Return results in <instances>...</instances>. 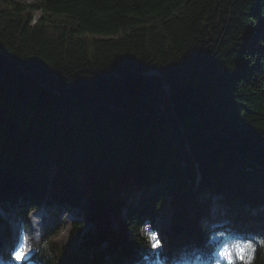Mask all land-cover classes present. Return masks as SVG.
Listing matches in <instances>:
<instances>
[{
	"label": "trees",
	"instance_id": "obj_1",
	"mask_svg": "<svg viewBox=\"0 0 264 264\" xmlns=\"http://www.w3.org/2000/svg\"><path fill=\"white\" fill-rule=\"evenodd\" d=\"M45 201L84 239L46 264L156 259L171 211L169 264L264 234V0H0V205Z\"/></svg>",
	"mask_w": 264,
	"mask_h": 264
},
{
	"label": "rangeland",
	"instance_id": "obj_2",
	"mask_svg": "<svg viewBox=\"0 0 264 264\" xmlns=\"http://www.w3.org/2000/svg\"><path fill=\"white\" fill-rule=\"evenodd\" d=\"M25 2H35L36 0H22ZM2 5H5L4 3H2ZM42 11L41 10H37L36 11V17L38 18L41 15ZM214 205H213V212L215 214H217L219 211H223V208L226 207V203L223 202V204H219L218 202V196L215 195L214 196ZM53 201H51V203L47 204V202H45L42 207L39 209V211H37L36 213H39L38 217H42V218H46V220H48V225L46 227L43 228V230H41V233L43 234L42 238L39 240H37V238L34 240V245H32L31 248V253H30V257L31 255H33L35 252L38 251V249L41 247L42 241L44 240V238L46 239L47 236L50 235L53 236V242L57 243L60 246H65L67 244L70 243H74L76 244L77 247H80L81 243L83 242V238H79L77 240H73L72 236H73V232H74V226H73V222L77 221V220H82L83 217L82 215H80L81 213H79V210L77 209H68L65 206H60L57 207L55 206L56 204H53ZM2 207V206H1ZM59 208V209H57ZM220 208V209H219ZM57 209V213L54 212V210ZM14 211L15 209H4V208H0V212L1 215L4 219H12V215H14ZM18 213V216H20V218L18 217V219H16L15 224H18L20 222V220H26L27 223L29 224V228L26 229L24 232H21V236L18 239H23L26 236L29 237H34L35 235H31L30 233V221H32L31 219V215L29 216H25L22 212H19L18 210H16ZM55 213V214H54ZM22 214V216H21ZM41 214V215H40ZM158 225V229L156 231H158L160 233V239L161 242H166L167 241V234L166 231L171 232V219L170 217L166 218V219H162L161 217H158L157 220V224ZM46 228V229H45ZM95 226L92 223H85L84 225V232H87L91 229H94ZM14 229H17L14 228ZM15 231V230H14ZM53 231V232H52ZM156 231H151V232H156ZM13 232V231H12ZM50 232V234H49ZM15 237H18L19 234L14 233ZM13 236V237H14ZM12 236H9L7 239V243H5V225L4 223H1L0 226V251L2 250V248L4 249V252L8 251L11 252L12 250H14V248H16V246L12 247V246H7L6 244L10 245L12 243H9V238ZM21 245V241H18ZM18 246V245H17ZM11 254V253H10ZM1 255V252H0ZM9 260V264H14V262L11 259V255H8V257L6 258L5 256V261L8 262ZM28 264H39L35 261H32L31 259H28Z\"/></svg>",
	"mask_w": 264,
	"mask_h": 264
},
{
	"label": "clouds",
	"instance_id": "obj_3",
	"mask_svg": "<svg viewBox=\"0 0 264 264\" xmlns=\"http://www.w3.org/2000/svg\"><path fill=\"white\" fill-rule=\"evenodd\" d=\"M147 237L153 251L163 247L158 231L147 232ZM216 239L222 242L214 244L210 251L202 253L199 264H254L257 248L264 249V234L249 233L247 238H229L227 233L219 232ZM21 249H24L22 253ZM30 253V246L21 244L12 251L11 259L14 264H28Z\"/></svg>",
	"mask_w": 264,
	"mask_h": 264
},
{
	"label": "bare ground",
	"instance_id": "obj_4",
	"mask_svg": "<svg viewBox=\"0 0 264 264\" xmlns=\"http://www.w3.org/2000/svg\"><path fill=\"white\" fill-rule=\"evenodd\" d=\"M38 219L40 221V224L37 225V226L35 224H33V221H30V230L29 231H30L31 235H35L38 231L43 230V228L48 225V220H46V218L39 217ZM17 229H18V226H17ZM35 239H36V236H35V238L34 237L32 238V237L26 236L23 239H18V238H15V237L12 236V237L9 238V241L8 242L9 243H13L15 241H21V244H25L26 243L30 247H32V245H34V240Z\"/></svg>",
	"mask_w": 264,
	"mask_h": 264
},
{
	"label": "snow or ice",
	"instance_id": "obj_5",
	"mask_svg": "<svg viewBox=\"0 0 264 264\" xmlns=\"http://www.w3.org/2000/svg\"><path fill=\"white\" fill-rule=\"evenodd\" d=\"M153 239H155V238H153ZM24 251V249H21L20 250V252L22 253ZM18 255H19V253H18ZM25 259H27V257H25Z\"/></svg>",
	"mask_w": 264,
	"mask_h": 264
}]
</instances>
